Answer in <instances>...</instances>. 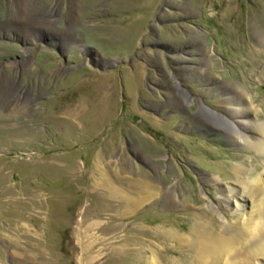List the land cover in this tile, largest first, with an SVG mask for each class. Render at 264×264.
I'll return each instance as SVG.
<instances>
[{
    "label": "rangeland",
    "instance_id": "374dc122",
    "mask_svg": "<svg viewBox=\"0 0 264 264\" xmlns=\"http://www.w3.org/2000/svg\"><path fill=\"white\" fill-rule=\"evenodd\" d=\"M202 107L264 120V0H0V264H196L264 173Z\"/></svg>",
    "mask_w": 264,
    "mask_h": 264
},
{
    "label": "bare ground",
    "instance_id": "6f19581e",
    "mask_svg": "<svg viewBox=\"0 0 264 264\" xmlns=\"http://www.w3.org/2000/svg\"><path fill=\"white\" fill-rule=\"evenodd\" d=\"M242 94L244 95V93ZM242 94L238 96V94L234 93V95L230 96L231 99L235 97V101L237 102L238 100L239 102V104L237 103V105H240L243 104ZM247 97L248 96H246V101ZM200 109L210 116L213 115L214 117H217L216 120L221 121L217 125L221 126L222 128L228 127V125L226 124L229 123L230 127L226 130L230 131L232 134L234 133V135L232 136L233 140L242 143L245 149L255 150L257 154L264 157V120L259 123L253 122L250 119V121H247L248 117L251 116V111V113H254V119L258 118V109L252 110L251 108L250 110H248V108L245 107L235 109L234 111L238 115H236L237 121L233 120L234 122L228 120L227 117H223L220 114H217V112L210 109L203 107ZM241 117L247 120L242 121ZM198 119L199 118H197L196 120L198 121ZM201 120H203V118H201ZM256 130H258L257 132H259L260 137L257 139H252L249 132H253ZM242 166L243 165L238 163L235 169V173L237 174L236 181L238 185L241 186V190L239 189L236 190V192L232 193L235 189L234 188L233 190L231 189L230 193L231 196H240L238 199V201L240 202L238 207H242L245 202V200H242L241 198H244L245 196L254 198L251 202L252 210L248 212L246 219H244L242 223H239L238 225L233 224V229H231L232 232L228 237L224 236L218 230L209 231V229H211L210 225H208L209 221H196V223L193 225L194 228L192 229V238L195 239L197 243V250L195 254L196 264H254L252 263L251 258L253 259L256 254L264 255V224L262 225L260 223L264 210V173H254L255 175L251 176L250 168H243ZM225 194L222 193L223 201H227L225 197L227 196V194ZM197 215V219H203L204 216H206V218L211 217V213L208 210H204L202 214L199 213ZM252 238H259V241L255 244V246H253L254 248L248 247L247 249L246 247H244V245H246L247 241L251 240ZM242 248L246 249L243 250ZM229 257H232L234 259L230 262H227V259Z\"/></svg>",
    "mask_w": 264,
    "mask_h": 264
}]
</instances>
